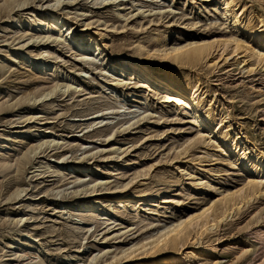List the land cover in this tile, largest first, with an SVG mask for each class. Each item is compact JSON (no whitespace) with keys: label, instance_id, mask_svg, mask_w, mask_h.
Listing matches in <instances>:
<instances>
[{"label":"rangeland","instance_id":"obj_1","mask_svg":"<svg viewBox=\"0 0 264 264\" xmlns=\"http://www.w3.org/2000/svg\"><path fill=\"white\" fill-rule=\"evenodd\" d=\"M50 1L0 0V264H120L125 246L214 201L208 226L124 264H264V178L247 188L252 172L232 151L239 141L264 163V64L218 47L195 60L148 52L229 29L264 39V0H232L226 16L227 0ZM51 11L64 26L44 30L60 40L23 46ZM68 27L86 46L64 39ZM104 35L106 52L85 59ZM124 61L197 89L216 131ZM244 188L234 207L220 202Z\"/></svg>","mask_w":264,"mask_h":264},{"label":"bare ground","instance_id":"obj_2","mask_svg":"<svg viewBox=\"0 0 264 264\" xmlns=\"http://www.w3.org/2000/svg\"><path fill=\"white\" fill-rule=\"evenodd\" d=\"M17 2V6L25 5L27 0H15ZM51 5L54 6L53 9H58L61 6L62 0H51ZM11 4V3H10ZM226 8L224 11V14H228V11H231L234 7L232 0H227L225 3ZM51 11L45 18L39 22L36 26V32L33 35H30L28 39H26L25 42H23V46H25L27 43H30L31 41H57L59 39V36L57 32H47L44 30L46 26H50L51 24L55 27L64 26L63 19L58 16V14ZM232 20L229 18V22H232V27L239 26V17L238 15L234 14L231 15ZM231 18V17H230ZM59 28V29H60ZM58 29V28H57ZM244 29V28H243ZM61 31V30H59ZM60 33V32H59ZM73 33L74 29L72 27H68L66 30L63 31V37L65 40L73 41L74 47H78L79 49H82L84 45L86 44V40H83L81 38L79 39H73ZM62 36V34H61ZM105 36H102L99 39H92L89 40L90 46L92 49H87V51L83 52L82 55L85 59H89L90 57L97 56L101 53H105L106 50L104 49V46L106 45L105 42ZM62 37V38H63ZM73 39V40H72ZM60 40V39H59ZM257 44H260L264 46V39L262 37V33L260 31L248 29L245 31V36L241 35L239 31H235L232 29L227 30L224 33H221V35L216 36L211 41H205L200 42L196 40H189L186 44L181 45L180 47L172 49L171 52H168V49L165 45H157L151 49L148 50V52H153L159 56V57H171L175 60H178L182 57H186L188 59H197L203 55H208L213 48L218 47L223 50H230L234 55H238L240 53H245V60L248 61V59H252L257 63L264 64V50L257 46ZM86 46V45H85ZM85 50V49H84ZM149 54V53H148ZM107 55H109L107 53ZM155 55V56H156ZM101 56V55H100ZM35 61L33 60L31 62V66H35ZM122 70H128L132 75H137L149 84L151 86H157V87H163L164 89L170 91L173 93V99L179 102L180 104H184L186 109L190 111L201 123L202 126H208L212 129L213 132L216 131V126L213 125L210 121V112L203 106L199 100V97L197 95V89H185L182 86H179L175 84L174 80L170 77H162L157 74H155L151 69L142 66L139 61H134L132 63H126L121 62L120 65ZM71 84H65L64 86L59 85L58 83H55L53 86V89H63L64 87H69ZM77 86V85H76ZM78 87V86H77ZM51 95V92H45L42 93L40 96H35V101L38 100L40 97H48ZM188 100V101H187ZM220 139V138H219ZM52 142V141H51ZM56 142V141H53ZM44 143L41 142L36 146L29 147L25 153L20 158V162L24 159H28V157L37 151V149L41 148ZM236 148H232V151L238 161L241 163L243 168L248 169L250 172H252V176L247 182V188L255 189L257 186H259L261 183L259 181L260 178H264V163H261L260 160H252L250 158V155L248 153V149H244L242 152L239 149L237 151V147L239 146V141H236ZM241 146V145H240ZM12 162V161H11ZM10 162H6V166L10 165ZM244 170V169H243ZM263 176V177H262ZM78 179V178H77ZM76 179V181H77ZM261 180V179H260ZM130 182L123 184V187H126ZM260 183V184H259ZM96 186V185H95ZM95 186L93 188H95ZM121 186V187H122ZM16 188V187H15ZM246 188V187H245ZM234 190L235 192H229L226 195L224 194L223 198L220 200L222 204H234L237 201V196L242 195L243 190ZM95 190V189H94ZM22 191L17 188L16 191L12 194H15L18 196ZM85 194V192H84ZM87 194V191H86ZM251 196V195H250ZM249 196V197H250ZM248 197V196H247ZM248 197V198H249ZM149 200V199H148ZM214 201V200H213ZM210 203V202H209ZM216 203L215 201L210 203V205L204 207L200 211H193L190 212L187 216H179L177 220H174L170 222L169 224L166 223L164 228L161 230H158L157 234L152 238L151 235L148 237L152 238L151 240H148L146 238L145 242H142L140 244H130L129 246H125L119 254L120 256L114 255V259H116L120 264L131 262L132 259H138L142 260L145 259L147 256H149L150 253H154L159 248L168 246L170 243L177 242L183 235L188 232L191 228H203L205 226H208V224L211 221V214ZM81 207L88 206L87 204H80ZM218 207V206H217ZM221 207H219L220 209ZM222 209V208H221ZM217 213V212H216ZM226 214V213H225ZM221 216V215H220ZM225 216V215H224ZM216 221V220H215ZM216 224V223H215ZM143 241V240H142ZM178 243V242H177ZM178 245V244H177ZM22 250V249H21ZM25 252V251H24ZM23 253V252H22ZM21 255V254H20ZM23 257H28L30 261L33 260L31 255L24 253L22 254ZM19 257V256H18ZM13 258H10L9 260H12ZM14 260V259H13ZM12 260V261H13ZM19 260V259H18ZM20 261V260H19ZM29 261V260H28ZM90 261V260H89ZM87 261V263L89 262ZM179 264H183V260H179ZM83 263V262H82ZM12 264H23L22 262H14ZM36 264V263H33ZM84 264V263H83ZM136 264V263H135Z\"/></svg>","mask_w":264,"mask_h":264}]
</instances>
